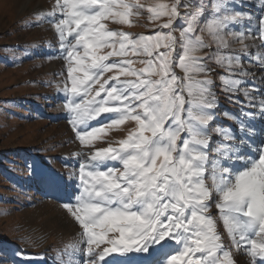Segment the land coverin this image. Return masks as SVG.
I'll use <instances>...</instances> for the list:
<instances>
[{"label":"snow or ice","instance_id":"snow-or-ice-1","mask_svg":"<svg viewBox=\"0 0 264 264\" xmlns=\"http://www.w3.org/2000/svg\"><path fill=\"white\" fill-rule=\"evenodd\" d=\"M45 24L79 145L41 177L76 226L58 264H264V0H51Z\"/></svg>","mask_w":264,"mask_h":264},{"label":"rangeland","instance_id":"rangeland-1","mask_svg":"<svg viewBox=\"0 0 264 264\" xmlns=\"http://www.w3.org/2000/svg\"><path fill=\"white\" fill-rule=\"evenodd\" d=\"M183 2L191 4L196 0ZM50 3L51 0H0V247L9 251L23 249L28 258L22 264H58V253L76 232L62 199L57 198L63 197V187L50 189L41 180L45 173L64 175L66 161L72 160L70 154L79 150L63 118L62 101L56 98L55 84L63 62L55 55L47 58L55 52L54 47H48L55 44L53 34L46 24L28 26L35 12L47 10ZM156 28L157 24L141 17L139 23L125 30L150 34ZM221 101L226 108L234 109L222 94ZM123 135L119 129L107 132V138L112 140ZM105 146L104 140L96 142L98 148ZM224 239L227 243L226 234ZM235 256L238 264H245L243 255Z\"/></svg>","mask_w":264,"mask_h":264}]
</instances>
